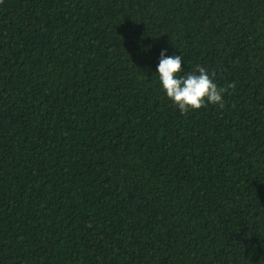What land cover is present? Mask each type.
Instances as JSON below:
<instances>
[{
  "label": "trees",
  "instance_id": "obj_1",
  "mask_svg": "<svg viewBox=\"0 0 264 264\" xmlns=\"http://www.w3.org/2000/svg\"><path fill=\"white\" fill-rule=\"evenodd\" d=\"M0 264H264V0H0Z\"/></svg>",
  "mask_w": 264,
  "mask_h": 264
},
{
  "label": "clouds",
  "instance_id": "obj_2",
  "mask_svg": "<svg viewBox=\"0 0 264 264\" xmlns=\"http://www.w3.org/2000/svg\"><path fill=\"white\" fill-rule=\"evenodd\" d=\"M182 55H166V50L160 53L156 72L166 96L180 110L187 114L189 110H198L207 104H215L220 108L225 106L224 94L228 89H234L235 84L218 86L208 70L200 65L186 75H178L182 71Z\"/></svg>",
  "mask_w": 264,
  "mask_h": 264
}]
</instances>
